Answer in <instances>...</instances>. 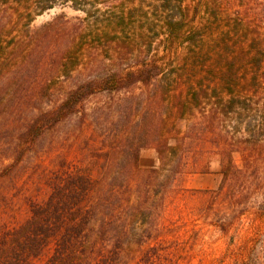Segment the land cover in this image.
Here are the masks:
<instances>
[{
	"label": "trees",
	"instance_id": "16d2710c",
	"mask_svg": "<svg viewBox=\"0 0 264 264\" xmlns=\"http://www.w3.org/2000/svg\"><path fill=\"white\" fill-rule=\"evenodd\" d=\"M62 1H71L72 9L86 15L85 21L105 25L110 45L138 22H150L187 54L180 69H167L159 59H150L153 42L139 55L116 45L106 65V58L100 61L90 48L86 57L79 55L83 22L73 25L63 15L62 22L54 20L32 32L34 18L54 9L59 0H0L1 20L27 18L23 39H11L9 46L0 42V91L20 81L39 99L46 91L40 89L42 73L50 81L64 78L61 86L47 90L53 105L34 107L31 119L12 117L10 105L0 102V163L13 160L0 171V264H162L161 243L166 239L160 234L168 194L180 177L209 172V166H201L202 154L189 150L195 110L200 139L209 128L219 144L227 141L217 132L219 118L233 113L238 101L232 97L224 111L213 109L207 116L210 80L207 85L194 77L211 66L204 73L217 74L214 83H222L223 94L233 96L234 76L248 67L261 69L264 51L259 39L250 37L253 28L247 20V11L258 0L229 1L238 8L229 20L220 1L199 0L193 14L187 0H119L114 12L109 7L113 0ZM101 6L110 12L102 13ZM201 7L209 22L194 29ZM225 24L228 31H223ZM100 35L92 32L85 38ZM219 90L214 88V94L222 100ZM97 99L106 100L92 106ZM181 121L188 123L185 133ZM77 138H83L81 158L71 165L66 152ZM146 148L157 153V165L150 169L141 165ZM237 151L220 153L229 162L223 164L225 177L229 169L236 170ZM45 154L53 155L54 167L34 188L47 189L46 197L31 193L18 205L22 186L7 180L28 156Z\"/></svg>",
	"mask_w": 264,
	"mask_h": 264
},
{
	"label": "rangeland",
	"instance_id": "374dc122",
	"mask_svg": "<svg viewBox=\"0 0 264 264\" xmlns=\"http://www.w3.org/2000/svg\"><path fill=\"white\" fill-rule=\"evenodd\" d=\"M118 1L113 0L109 4V7L113 8L112 12L117 10ZM204 1L211 4L222 2L225 10L224 19L229 20L234 17L235 10L238 9L230 7L229 1L239 0ZM187 3L193 14L199 0H187ZM71 4L70 1L63 5V1L59 0V5L54 9L36 16L30 26L32 32H36L54 20L62 22L61 17L65 15L73 25L83 22L81 31L84 39L79 42L81 57L84 56L85 50L90 48L100 61L106 58L104 63L108 65L111 63L110 58L116 45L130 47L136 55H139L141 51L148 48L150 42H153L150 59H159V62L167 69L182 67L187 50L178 42L169 43L161 28L156 29V26H150V22H138V26L133 31L118 36L117 44L110 45L108 39L112 37L104 34L105 25H93L85 21L86 15L72 9ZM101 9L104 14L110 12L106 6H101ZM242 10L246 11V6ZM199 11L200 14L193 25L194 29L202 28L209 22L204 16V9L201 7ZM11 12L9 10L8 14ZM247 12L250 14L247 20L251 25L250 28H253L250 37H257L260 48L264 51V0L256 1L253 9ZM136 14L139 15L140 12L137 11ZM2 15L4 10L1 7V45L9 46L11 39H23L27 34V18L19 19L15 15L11 22L8 18L5 21L1 20ZM5 25H7L6 29L2 31ZM229 29V24H225L223 31ZM92 32L102 35L85 38ZM29 39L30 37L27 36L24 41L27 42ZM248 46L249 42L246 44L247 48ZM261 55L263 66L260 70L248 67L234 76L233 96L226 92L223 94L222 83H214L215 77H219L217 74L204 73V71L210 73L209 71L213 70L211 66L194 77V80L205 79V83L210 84V97L205 100L207 116H212L215 109L224 111L232 97H236L238 101L235 103L233 113L228 117L222 115L219 118L217 132L227 139L219 144L214 142V133L209 128H206L204 139H200L197 125L200 114L198 109L195 110L196 118L191 120L194 136L188 140L189 150L191 154H202L201 166H209L210 171L180 177L168 194V210L162 218L160 234L162 239H166L161 243L162 264H264V52ZM84 57L82 59L86 60ZM46 73H42L39 80L40 89L46 88V91L39 94V99H36L35 95L29 92L28 86L21 84L20 81H12L10 85L2 88L0 102L2 105H10L12 117L20 120L31 119L34 107L39 109L53 105L47 90L55 88L56 85L61 86L64 78L50 81L45 78ZM214 88L222 89L218 92L222 100L216 97ZM139 92L140 90H137V93ZM105 100H93L92 106L100 105ZM187 125L186 121L179 122V128L183 133L186 132ZM82 140L83 138H77L71 151L66 152L71 165L79 163ZM222 149L238 150L233 154L236 170L229 169L227 177L222 171L224 161L226 165L229 162L220 155ZM59 153H56L54 157ZM141 159L142 168L150 169L157 161L156 150L143 149ZM11 162L13 160L1 162L0 171ZM53 162V155L45 154L38 158L34 155L28 156L20 163L14 178L7 180L18 181L22 186L19 197H14L18 200V205L24 201V196L29 197L31 193H37L36 197H46L47 189L41 191L35 189L34 185L39 181L47 180L45 175L50 168L54 167ZM206 174H217L220 181H213L210 176H205ZM221 184L224 189L220 192Z\"/></svg>",
	"mask_w": 264,
	"mask_h": 264
},
{
	"label": "crops",
	"instance_id": "0c3cea01",
	"mask_svg": "<svg viewBox=\"0 0 264 264\" xmlns=\"http://www.w3.org/2000/svg\"><path fill=\"white\" fill-rule=\"evenodd\" d=\"M141 161H142V159H141ZM156 165H157V161H156V164L152 165V167H154ZM209 171H210V169H209ZM205 176H210L213 179V181H220V179H219L217 174H206Z\"/></svg>",
	"mask_w": 264,
	"mask_h": 264
}]
</instances>
